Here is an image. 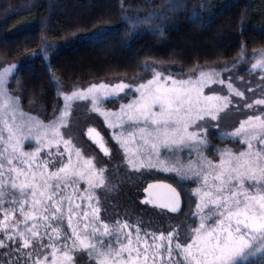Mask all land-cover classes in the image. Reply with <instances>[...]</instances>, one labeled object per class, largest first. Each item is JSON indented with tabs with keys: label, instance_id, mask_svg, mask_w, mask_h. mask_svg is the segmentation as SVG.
<instances>
[{
	"label": "snow or ice",
	"instance_id": "obj_1",
	"mask_svg": "<svg viewBox=\"0 0 264 264\" xmlns=\"http://www.w3.org/2000/svg\"><path fill=\"white\" fill-rule=\"evenodd\" d=\"M123 7L122 18L133 29L152 24L163 34L155 23L159 10L139 17ZM41 45L47 58L55 45L47 37ZM245 61H254L250 73L259 71L258 81L239 77L251 96L222 75ZM224 64L197 65L184 74L145 63L151 78L140 77L139 84L101 81L68 91L53 75L64 103L45 121L23 110L14 94L22 86L9 87L18 64L0 62V264H264V48L249 56L242 45L231 67ZM217 84H227L229 94L211 87ZM126 89L131 98L119 109L103 106L105 97ZM233 95L241 98L235 107ZM75 101H90L123 150L112 171L63 131ZM88 134L110 155L95 128ZM153 169L195 185L186 213L173 184L154 181L143 188L145 202L183 213V219L166 213L161 227H142L139 219L133 224L124 218L127 211L108 210L111 194Z\"/></svg>",
	"mask_w": 264,
	"mask_h": 264
},
{
	"label": "trees",
	"instance_id": "obj_2",
	"mask_svg": "<svg viewBox=\"0 0 264 264\" xmlns=\"http://www.w3.org/2000/svg\"><path fill=\"white\" fill-rule=\"evenodd\" d=\"M0 0V62L37 50L41 38L66 41L75 36L106 29V34L79 41L58 51L47 64L35 58L21 67L11 88L22 86L20 103L45 115L56 106L52 79L84 85L112 77L136 78L142 65L177 66L189 72L247 51L264 48V0H222L209 9L210 0ZM170 2V3H169ZM129 16L162 14L155 23L135 29L122 18L121 5ZM194 13L197 15L194 16ZM35 103H31L32 98ZM178 187L184 197L182 187ZM133 197V196H132ZM186 206H184V211Z\"/></svg>",
	"mask_w": 264,
	"mask_h": 264
},
{
	"label": "rangeland",
	"instance_id": "obj_3",
	"mask_svg": "<svg viewBox=\"0 0 264 264\" xmlns=\"http://www.w3.org/2000/svg\"><path fill=\"white\" fill-rule=\"evenodd\" d=\"M173 1H179V0H173ZM172 1V2H173ZM222 0H210L206 6L209 9H212L213 5L218 4ZM170 3V2H169ZM97 30V29H96ZM89 31L86 33H81L74 38H71L70 40H64V41H50L47 40L49 45H55V47H49L48 48V56L45 58L41 53L40 49L42 45L40 44V47L37 50H33L30 52H27L19 57L13 58L11 60H7V62H16L18 64V70L31 63L35 58H42L47 64L50 62V59L54 56V54L58 51L72 48L74 47L79 41L88 40L89 38L93 37L94 35H91L95 33V31ZM253 51H247L248 55L251 56ZM35 53L36 55H33ZM235 58V57H234ZM232 59L229 60H222L213 64L209 65H199L201 67L207 68V67H221L223 68L225 66L224 62H227V66L231 67ZM3 62V61H1ZM254 61H245L240 64H237V66L232 69V71H224L222 73L225 80L228 79L229 76L232 77V82L236 84L237 87H240L242 90L246 91V96H251L252 93L247 92L245 88L244 82H242L239 77H243L244 81H250L252 79L259 80V71L254 73H250L249 69L251 67V63ZM154 67L158 68L159 70L167 73L169 71L173 73H184L187 74L188 72L180 71V69L177 66H162L157 64H151ZM190 72V71H189ZM140 77L145 78H151L150 75V69H144V72L142 75L136 77V78H122V77H112L108 79H98V80H92L84 85L78 84V83H63L61 80H59L60 84L63 86V89L68 91L71 90L72 85H78L80 87H87L90 83H99L101 81L105 83H118L121 80H123L126 84L133 85V84H139L142 81L139 79ZM186 78V75H185ZM54 81V85L56 88L57 93V103L54 107L55 109H59L63 107V97L58 96L57 92V83L56 80ZM9 87L11 88V82L9 84ZM211 87H214L217 91H219L222 95H228V89L227 84L224 85H213ZM253 84L248 83L247 88H252ZM127 93V97H126ZM259 93V90H257V94ZM16 95V94H15ZM132 93L128 92V90H125V93H120L119 97H105L103 101V106L108 109H112L113 111L119 109L121 103H126L127 99L131 98ZM234 105L235 103L241 102V98L235 97L233 95ZM23 110L25 112H31L33 116H39L41 119L48 121L52 118L53 110L48 113V115H45L35 109L25 107L21 104ZM246 111V110H245ZM238 115V114H237ZM243 118L242 116L240 117ZM89 128H95L96 131L100 133L102 137L105 138L107 142V146L111 149L110 155L106 156L103 152V150L100 148L99 144L93 140L89 134L88 129ZM68 135H70L77 146L81 147L82 151L86 155H92L95 157L98 165L103 166L107 165L109 170L112 171L115 166L120 164V161L123 157V150L120 148V146L116 143L115 140L111 138V132L112 130L108 128L107 124L104 121V117L100 115L99 113L92 110L90 101H75L72 104V113L70 118V124L63 129ZM210 133L213 135H216L218 133L217 129H210ZM214 143H221L220 140L214 139ZM28 144H31V142H26ZM122 168V166H121ZM171 179L174 181L175 184L180 185L183 190V194L186 197L184 202L183 197V208L186 206L185 213L187 212V202H188V190L191 187H194L195 185L191 184L190 182L181 183L179 177L174 173H168L164 172L163 170L159 169H153L150 172L146 173L143 177H135L132 181L126 182L122 184L119 188V191L113 193L110 195L109 201L106 203V207L109 211H115L121 215L125 213V211L128 212V216H124L125 219H130V222L135 224L137 219H139L142 222V227H147L149 222H151L152 228H159L163 224H165V214L166 211L160 210L155 208L151 205V203L145 202V195L142 194L141 188L142 186L149 180L152 179ZM137 189H139V193L137 192ZM181 192V191H180ZM182 194V193H181ZM133 196V197H132ZM170 214V213H168ZM176 219H183V213L180 215H174Z\"/></svg>",
	"mask_w": 264,
	"mask_h": 264
},
{
	"label": "water",
	"instance_id": "obj_4",
	"mask_svg": "<svg viewBox=\"0 0 264 264\" xmlns=\"http://www.w3.org/2000/svg\"><path fill=\"white\" fill-rule=\"evenodd\" d=\"M154 181H165V182H167V183H171L170 181H167V180H164V179H152V180L147 181V182L142 186V188H141V192H142V194L145 195L146 197L148 196V193H147V192H143V188H146L147 185H148L149 183H153ZM171 184H173V183H171ZM173 186L176 187V188H177V191L180 192V190L178 189V187H177L176 185L173 184ZM180 193H181V192H180ZM151 205L154 206V207L157 208V209H160L157 205H154V204H151ZM181 205H182V207H183V197H182V194H181ZM160 210H161V209H160ZM163 211H166L167 213H170V210H163ZM170 214H173V213H170ZM174 215H177V214H174Z\"/></svg>",
	"mask_w": 264,
	"mask_h": 264
}]
</instances>
